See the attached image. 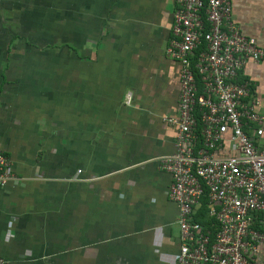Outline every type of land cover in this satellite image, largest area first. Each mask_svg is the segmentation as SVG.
Masks as SVG:
<instances>
[{"label":"crops","instance_id":"obj_1","mask_svg":"<svg viewBox=\"0 0 264 264\" xmlns=\"http://www.w3.org/2000/svg\"><path fill=\"white\" fill-rule=\"evenodd\" d=\"M177 6L0 0V148L18 177L0 188V258L178 264L179 207L159 165L175 151L181 63L166 47ZM232 6L264 47V0ZM238 79L264 114V58ZM250 255L264 264V244Z\"/></svg>","mask_w":264,"mask_h":264},{"label":"built area","instance_id":"obj_2","mask_svg":"<svg viewBox=\"0 0 264 264\" xmlns=\"http://www.w3.org/2000/svg\"><path fill=\"white\" fill-rule=\"evenodd\" d=\"M166 53L181 63L179 115L168 118L175 151L159 162L179 207L178 264H259L250 254L264 244V114L261 97L238 78L264 47L241 32L232 0H178ZM226 143L230 154L219 156ZM17 179L0 148V188ZM205 195L214 235L194 218Z\"/></svg>","mask_w":264,"mask_h":264},{"label":"trees","instance_id":"obj_3","mask_svg":"<svg viewBox=\"0 0 264 264\" xmlns=\"http://www.w3.org/2000/svg\"><path fill=\"white\" fill-rule=\"evenodd\" d=\"M194 218L197 222L202 223L207 229H211L213 235L215 234L217 222L216 219L209 214L207 195L202 198L200 209L198 213L195 214Z\"/></svg>","mask_w":264,"mask_h":264}]
</instances>
